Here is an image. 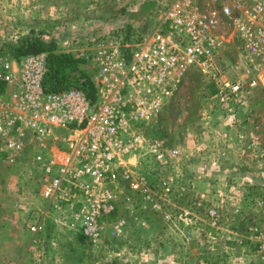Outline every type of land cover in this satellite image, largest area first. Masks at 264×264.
Listing matches in <instances>:
<instances>
[{"label": "built area", "instance_id": "built-area-1", "mask_svg": "<svg viewBox=\"0 0 264 264\" xmlns=\"http://www.w3.org/2000/svg\"><path fill=\"white\" fill-rule=\"evenodd\" d=\"M158 6L150 33L132 41L96 39L92 95L74 86L47 90V52H0V158L11 166L25 163L21 175L36 182L34 196L46 202L34 211L38 215L19 203L30 230L42 229L53 214L55 223L99 245L107 229L113 237L125 233V221L116 217L120 202L171 221L167 206L177 176L160 171L181 151L147 137L146 126L195 70L213 81L231 118L251 93L264 92V0H167ZM239 139L255 150L263 145L260 135L240 132ZM145 154L160 169L141 172ZM258 158L264 161V152ZM191 214L186 209L183 217L188 221ZM210 216L216 227L218 212ZM255 234L264 258V230Z\"/></svg>", "mask_w": 264, "mask_h": 264}, {"label": "rangeland", "instance_id": "rangeland-1", "mask_svg": "<svg viewBox=\"0 0 264 264\" xmlns=\"http://www.w3.org/2000/svg\"><path fill=\"white\" fill-rule=\"evenodd\" d=\"M143 2L0 0V52L18 56L11 50L12 44L33 32L54 43V53L75 57L76 73L85 71L92 77L94 66L90 55L97 38L124 37L121 28L127 24L132 27L133 39L155 28L152 13L158 6L141 20L138 13ZM229 74L232 75L230 70ZM216 94V86L210 78L192 71L154 123L144 129L147 137L163 139L169 147L181 151L173 166L160 171L162 176L170 173L177 176L167 206L173 217L171 221L141 207L129 210L120 202L116 217L125 221L123 236L113 237L107 229L103 242L93 245L79 233L60 231V236L52 235L49 239H59L56 245H45L47 237H42L46 241L43 239L44 245L37 248L39 254L30 255L21 264H47L45 253L51 254L56 249L59 251L57 264H210V261L215 264H264L255 237L256 229L264 230V181L256 184L259 190L247 191V197L251 196L252 200L246 214H242L240 208L239 212H235L237 208L234 212L221 210L218 205H225L227 198H220L216 190L219 188L216 183L230 180L231 175L238 174L239 168L242 171L254 168L264 179V161L258 162L259 155L264 152V92L251 93L240 115L234 118L227 116V108L220 105ZM240 132L260 135L263 145L256 150L250 148L239 139ZM197 145H201L202 150H197ZM238 156L244 166H239ZM24 165L11 166L0 158V206L10 203L14 194L26 191L30 195L36 189V182L21 175ZM139 167L147 174L160 169L147 154L142 156ZM196 176L208 178L210 184L217 186L202 194L193 182ZM31 182L35 183L33 191ZM247 184L255 185L251 181ZM135 200L138 204L143 202L139 196ZM186 209L192 213L188 221L183 217ZM212 209L219 215L216 227L212 225ZM234 229L239 236L231 233ZM70 238L75 245L68 243ZM19 262L20 258L15 264ZM10 263L0 257V264Z\"/></svg>", "mask_w": 264, "mask_h": 264}, {"label": "crops", "instance_id": "crops-1", "mask_svg": "<svg viewBox=\"0 0 264 264\" xmlns=\"http://www.w3.org/2000/svg\"><path fill=\"white\" fill-rule=\"evenodd\" d=\"M26 1L28 2L29 0ZM237 158L238 162L240 163L239 166H244V164L242 163L243 161L239 158V156ZM245 163H247L249 166H252L251 163ZM209 180L210 179L208 178L202 179L201 176H196L193 178V182L196 184L199 192L202 194H206L205 192L212 190L213 186H217L215 184H210ZM227 181L223 179L220 182L216 183L218 184L219 188L222 187L220 189H216L219 190L218 196L220 198H223L224 196L227 198L226 204L221 206L222 203H220L218 207H220L221 210L225 209L232 212H234L235 208H240L242 214H246L250 209V203L252 200L251 196L247 197V191L251 192L250 189H254L256 184L258 182L264 181V179L262 180V177L254 168H246V170L244 171L240 170L239 168L238 174H235L234 176L231 175V179ZM247 181L254 182V187L248 185ZM31 183V189L33 191L35 183ZM262 189L264 190V188ZM256 190H259V187H256L255 191ZM34 192L35 190L33 192H30V195L26 194V191H24L23 194H14V196L10 200V203H1L0 211L3 212H0V257L7 259L8 262H11L10 264H15L16 259L19 258L20 262L18 264H21L25 262L30 255H38L40 249L37 250V248L41 245H44L43 239H45L46 237L47 244L45 243V245H56V241L59 242V239L55 241V239L52 238L50 241L49 239L52 237V235L60 236V231L74 232L55 223L53 214L46 215L44 227L42 229L36 232L30 230V228L28 227V222L25 220V217H27L28 215H25L24 211L20 210V204L25 203V205L28 206L29 210H31V212H33L35 215H38V213L34 211L38 209H44V206L46 204V202H44L40 198L35 197ZM10 211L13 214H11ZM23 222L27 224V227L23 224ZM231 233H235V235L239 236V232H236V229L231 231ZM71 240L72 239L70 238L68 243H73L75 245V241L71 242ZM44 258L46 259L47 264H57V261L59 260V251H57L56 249L54 252L51 251V254L50 252L48 254L45 253ZM59 264L65 263L62 262Z\"/></svg>", "mask_w": 264, "mask_h": 264}, {"label": "trees", "instance_id": "trees-1", "mask_svg": "<svg viewBox=\"0 0 264 264\" xmlns=\"http://www.w3.org/2000/svg\"><path fill=\"white\" fill-rule=\"evenodd\" d=\"M156 5L157 4L153 2L143 3L138 13L140 19L141 20L146 19V17L151 14L150 12L156 7ZM125 26L126 27L121 28V31L125 32L124 40L125 41L135 40L131 37L132 36L131 33L132 27H130L131 25L127 24ZM53 47H54V43L47 42L42 38H40L39 36L34 35V33L32 32L24 36L23 38L19 39L17 42L13 43L11 50L14 51L16 55L49 52L48 72L45 78V87L47 88V90L57 91L74 86V87L83 88L90 95H92L94 91V85L92 83L91 77L85 71L76 73L77 59L72 55L66 53H62V54L54 53ZM82 237L84 238V236ZM209 263L215 264L214 262L211 261Z\"/></svg>", "mask_w": 264, "mask_h": 264}, {"label": "water", "instance_id": "water-1", "mask_svg": "<svg viewBox=\"0 0 264 264\" xmlns=\"http://www.w3.org/2000/svg\"><path fill=\"white\" fill-rule=\"evenodd\" d=\"M165 1H167V0H144L143 3H146V2H148V3L153 2V3H156L157 5H160V4L164 3Z\"/></svg>", "mask_w": 264, "mask_h": 264}]
</instances>
